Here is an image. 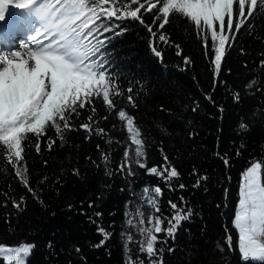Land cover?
Instances as JSON below:
<instances>
[{"label":"trees","instance_id":"1","mask_svg":"<svg viewBox=\"0 0 264 264\" xmlns=\"http://www.w3.org/2000/svg\"><path fill=\"white\" fill-rule=\"evenodd\" d=\"M141 15L144 24L131 19L113 21L124 29L108 46L118 90L123 93L117 107L136 118L147 166L164 164L163 156L167 155L180 177L170 182L174 189L170 190L164 180L136 165L132 166L134 175L127 170L121 173L118 165L123 160L124 145L130 141L117 112L107 109L101 99L93 100L94 113L86 107L72 117L74 130L65 132L63 141L48 127L47 135L40 138L38 153L36 138H30L24 161L17 167L27 162L26 178L35 196L16 176L15 158L10 164L0 150V243H34L27 264H126V233L140 239L126 221L136 216L137 209L144 213L146 227L150 214L171 217L168 201L179 204L181 196L193 215L182 222L174 240L156 244V248H164V264H242L233 227L241 173L252 162L264 166V10L254 13L230 48L226 45L218 77L226 83L215 88L210 63L213 53L206 55L202 39L186 18H170L162 30L170 43H157V50L162 52V57H157L145 27L152 24L155 13L144 14L142 10ZM253 80L256 83L247 87ZM129 87L133 89L134 108L126 100ZM237 93L238 101L233 98ZM90 115L91 134L80 128L89 122ZM241 123L247 130L240 127ZM96 128L104 129L106 135L97 134ZM49 139L55 141L51 150ZM102 153L109 156L107 164ZM77 169L79 174L74 172ZM44 177L47 180L41 183ZM198 179L200 186L194 187ZM179 184L185 188L180 189ZM156 186L163 189V196L158 198L160 213H155L144 198L145 187L151 191ZM21 197L25 203L18 210L13 201L19 202ZM98 212L102 213L99 217ZM98 226L110 234L101 247L94 246L103 239ZM228 233L232 235L231 251L225 243ZM158 235L161 240L166 238L164 233ZM169 247L175 250L169 253ZM128 248L133 261L139 255L149 264L138 244L131 243ZM0 264L5 262L0 259Z\"/></svg>","mask_w":264,"mask_h":264},{"label":"snow or ice","instance_id":"2","mask_svg":"<svg viewBox=\"0 0 264 264\" xmlns=\"http://www.w3.org/2000/svg\"><path fill=\"white\" fill-rule=\"evenodd\" d=\"M14 2L19 8L29 9L42 23L30 37V44H22L19 50L0 54V150L6 154L10 164L15 158V174L34 196L35 191L29 187L26 178L27 162L22 168L17 167L24 161L25 146L31 143V137H35L36 151L39 153L40 138L47 135L48 127H52L57 138L63 141V134L74 130L72 117L79 116V110L87 107L93 113L96 111L94 99H101L106 108L116 111L118 119L124 123L130 143L124 145L123 160L118 165L121 173L127 170L129 175H134L132 166L136 165L146 169L147 174L164 180L170 190H174L170 182L180 177L176 167L169 163L167 155L163 156L164 164L150 168L147 166L143 134L134 123L136 118L123 107H117L121 103L118 98L123 93L118 90L108 46L116 36L123 34L124 29L113 21L131 19L144 24L142 10L144 14L155 13L152 24L145 27L152 37L151 50L157 57H162V52L157 50V43H170L162 30L176 16L186 18L196 29L198 38L202 39L206 55L208 51L213 53L210 63L214 70L215 88L218 83H226L218 80L226 45L230 48L254 13L264 10V0H0V21L5 19L9 4ZM153 27H157L156 32ZM174 46L178 49L177 54H180L179 45ZM188 62V58H185V63ZM261 66L264 67V60ZM255 83L253 80L247 87ZM126 91L127 103L134 108L133 89L129 87ZM207 98L211 100L210 96ZM233 98L238 101L239 94H234ZM103 119L107 120L108 117L104 116ZM88 121L81 124L80 128L91 134L94 130L91 115ZM240 127L247 130L244 123ZM95 131L99 135H106L102 128H96ZM54 143L51 139L47 141L49 150ZM239 154L238 150L236 155ZM102 159L105 164L109 162L107 154L102 153ZM224 162L227 166L228 160ZM74 172L79 174L78 169ZM106 174L112 175L109 171ZM46 180L47 177H44L41 183ZM199 186L198 179L194 187ZM179 188L183 189L185 185L179 184ZM162 196L163 189L159 186L151 191L147 187L144 189V198L155 213H160L158 198ZM179 200V204L168 201L173 210L171 217L162 214L153 217L150 214L147 227L144 213L139 209L135 217L126 221L140 236L137 241L131 233H126V264H144L139 255L135 261L132 260L128 248L131 243L139 245V252L146 254L149 264H164V248H156V244L165 245L168 238L174 240L182 222L193 215L184 197L181 196ZM24 203L21 197L19 202L13 201V207L19 210ZM92 206L89 203V207ZM101 215L96 213L97 217ZM134 220L136 223H133ZM233 227L237 232L236 247L242 264H264V166L260 162H252L241 173ZM98 232L103 239L95 247L103 246L110 238L103 227L98 226ZM160 233H164L166 238L159 239ZM225 243L231 251L230 233L226 235ZM35 247L30 242L15 246L0 243V259L5 264H27ZM48 247H53L51 242ZM174 250L168 248L169 253ZM219 250L223 252V248ZM75 251L79 252L80 249L76 248Z\"/></svg>","mask_w":264,"mask_h":264},{"label":"bare ground","instance_id":"3","mask_svg":"<svg viewBox=\"0 0 264 264\" xmlns=\"http://www.w3.org/2000/svg\"><path fill=\"white\" fill-rule=\"evenodd\" d=\"M15 9L18 10L16 18L10 17L8 20L5 19L4 21H0V43H3L5 39L9 37V39L11 40L9 45H2V47L0 48V54L19 50L21 45H18L17 42L15 43V40H17L16 37L22 34V30L24 28H30L34 32H36V30L42 23L39 17L31 13L29 9L19 8L17 6ZM8 12L9 11L7 9L6 13ZM2 34L4 36H1Z\"/></svg>","mask_w":264,"mask_h":264},{"label":"rangeland","instance_id":"4","mask_svg":"<svg viewBox=\"0 0 264 264\" xmlns=\"http://www.w3.org/2000/svg\"><path fill=\"white\" fill-rule=\"evenodd\" d=\"M16 4H15V2L14 3H12L10 6H8V14H6V16H5V18L6 17H9V16H15L14 15V7L13 6H15ZM256 162H258V161H256ZM251 166V165H250Z\"/></svg>","mask_w":264,"mask_h":264}]
</instances>
